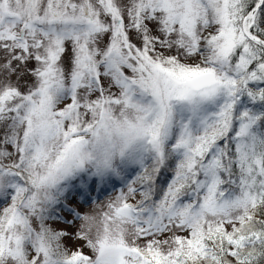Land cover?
Segmentation results:
<instances>
[{
  "label": "snow or ice",
  "instance_id": "snow-or-ice-1",
  "mask_svg": "<svg viewBox=\"0 0 264 264\" xmlns=\"http://www.w3.org/2000/svg\"><path fill=\"white\" fill-rule=\"evenodd\" d=\"M0 264H264V0H0Z\"/></svg>",
  "mask_w": 264,
  "mask_h": 264
},
{
  "label": "rangeland",
  "instance_id": "rangeland-1",
  "mask_svg": "<svg viewBox=\"0 0 264 264\" xmlns=\"http://www.w3.org/2000/svg\"><path fill=\"white\" fill-rule=\"evenodd\" d=\"M90 207H94V206H90Z\"/></svg>",
  "mask_w": 264,
  "mask_h": 264
}]
</instances>
